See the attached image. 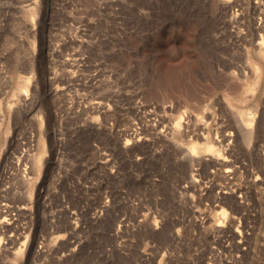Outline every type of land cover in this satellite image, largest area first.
<instances>
[{
    "label": "rangeland",
    "instance_id": "1",
    "mask_svg": "<svg viewBox=\"0 0 264 264\" xmlns=\"http://www.w3.org/2000/svg\"><path fill=\"white\" fill-rule=\"evenodd\" d=\"M0 264H264V0H0Z\"/></svg>",
    "mask_w": 264,
    "mask_h": 264
},
{
    "label": "bare ground",
    "instance_id": "2",
    "mask_svg": "<svg viewBox=\"0 0 264 264\" xmlns=\"http://www.w3.org/2000/svg\"><path fill=\"white\" fill-rule=\"evenodd\" d=\"M246 119V118H245ZM241 121V120H240ZM251 123V119H246V120H242V123H241V126L244 124V126H246V125H248V124H250ZM246 128H248L247 126H246ZM228 133V132H227ZM224 135H226V134H224ZM228 135V134H227ZM228 137V136H227ZM206 138H208V137H206ZM226 138V137H225ZM224 138V139H225ZM221 140V139H220ZM214 141H215V139H214ZM214 141L213 140H207L205 143H203V145L205 146L204 147V149H207V151H212L213 153H216V154H221V148H219V145H218V143H214ZM216 142V141H215ZM196 144V143H195ZM194 144V142H190V144H189V146H188V151H189V153L190 154H196V152L198 151V145H197V147H196V145ZM203 145H201V147L203 146ZM5 207V206H4ZM7 208V207H6ZM10 208V207H9ZM8 208V209H9Z\"/></svg>",
    "mask_w": 264,
    "mask_h": 264
}]
</instances>
